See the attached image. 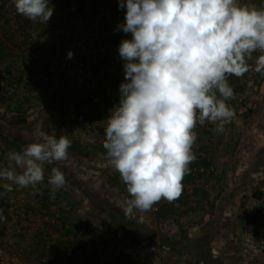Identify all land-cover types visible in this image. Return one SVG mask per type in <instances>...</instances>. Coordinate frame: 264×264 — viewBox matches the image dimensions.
<instances>
[{
  "label": "clouds",
  "instance_id": "clouds-1",
  "mask_svg": "<svg viewBox=\"0 0 264 264\" xmlns=\"http://www.w3.org/2000/svg\"><path fill=\"white\" fill-rule=\"evenodd\" d=\"M18 15L47 23L49 0H12ZM126 9L118 29L130 34L118 46L124 82L119 103L105 119L103 149L126 185L123 208L147 212L162 199L171 203L197 159V125L221 133L235 117L229 78L254 71L264 76V6L244 0H118ZM72 58L73 53H67ZM72 141L44 134L21 150H10L0 167V196L13 186L33 192L47 178L53 194L66 184L58 165ZM19 169V171L17 170ZM0 219H4L0 210Z\"/></svg>",
  "mask_w": 264,
  "mask_h": 264
},
{
  "label": "rangeland",
  "instance_id": "rangeland-1",
  "mask_svg": "<svg viewBox=\"0 0 264 264\" xmlns=\"http://www.w3.org/2000/svg\"><path fill=\"white\" fill-rule=\"evenodd\" d=\"M1 11L7 16V12L2 8ZM6 16L5 21L10 22V25L16 26L19 15L15 18H11L9 15ZM26 34L28 33L24 32V34H21L20 32V35H18L21 37L19 38V44L25 49L29 48L31 54L28 56L20 53L13 55L14 59L8 65L10 71L4 76L6 79H2L3 75L2 77L0 75V81L3 80L6 87L14 89L11 96H7L3 88L0 89V143L10 150H16L15 148H19V146L23 148L31 142L40 140L44 134H48L54 135L57 138L61 135H67L71 139L72 144L68 150V160L58 165L66 176L67 182L65 186L62 189L56 190L53 194L51 186L47 183V178L51 167L57 165H45L44 182L37 186L36 192H33L31 188L27 190L30 195L23 196L25 201L36 203L34 199L36 198V193H38L39 197L36 199L42 201L39 202L40 205H46V217H48L47 220H50L51 224L54 222V224L60 223V216H55V210L59 209L60 214L64 215L63 221L61 220L62 225H65L64 222L70 221L75 223L81 220L82 223L86 221L91 227L98 226L100 230L102 227L107 228L109 226L112 229L110 236L108 235L109 238H111V233L114 236L117 235V229L120 228L123 232H119L121 235H125L127 239H134V245H132L133 251H138V253L145 256L153 254L152 252L154 251H150V242L153 238L157 237V234L162 233L166 237L167 235L172 237L176 233L173 229L175 227L188 225L191 230L182 227L183 235L187 236L189 232L191 235L193 234L191 238H197L202 231H198L195 228H202L200 224L209 225L221 222L224 228L219 230V233L225 237L230 233L229 226L237 224L239 227L238 232H236L237 228L233 230L235 232L231 231L232 236L237 239L238 244V259L236 258L238 261L235 264H264V199L261 200L260 198L256 200L252 197L253 192L260 190L262 187L260 181H257L260 180V176L259 174L254 175L255 179L252 181V177H248L249 179L245 177L244 179L248 180L245 183L249 186H242L238 191L237 199L234 200L228 195L234 182L239 184L238 179L234 180V177L240 178V174H235L238 171L237 165L235 170L233 168V174L235 175L231 173L230 177H220L222 181L217 187H214V183L211 181L213 180L214 173L218 175V172L211 166L208 167L209 169L207 168V172L205 171L206 168H202L206 173L207 184H202L201 181L197 180L186 181L192 174L195 177V173L199 171L196 168V164H193L190 166L191 170L189 174L182 181L183 191L178 200L169 203L162 199L150 211L140 212L134 210L132 216L126 217L123 208L126 206V200L130 198L126 191V185L121 180L119 173L109 163L106 151L102 146L105 139V118L111 115L110 111L115 106L114 103H111L113 102L111 101V96L119 87L116 86L115 82L102 86L101 81L103 80L94 79V82L92 81V78L95 77L110 79V77L113 78L117 74H99L101 69L105 70L110 67V64L105 65L101 61L98 63V67L101 69L90 72V76L88 74L91 82L82 84L84 87H70L69 84L55 87V83L57 82L68 83L66 81L72 76L83 79L84 72L88 71L85 69L87 63L85 64L83 62L85 59L82 58L84 52L81 53L79 52L81 50L78 49L77 51L81 54L73 55V59L68 58L67 53L69 51L73 53L70 44H72L74 37L66 34V45H63L65 46V55L63 54L61 63L57 66L56 64H59L57 62L59 57L54 55L49 58L50 60L48 59V63L46 56L42 57L38 53L33 52V50L40 49L39 47L30 49L36 43L33 39L30 40L29 34ZM16 37L17 35H11L7 32H5V35H2V39L6 41V44L9 41L17 40ZM83 42L77 39L75 46L82 47L84 45ZM91 51L93 52V49ZM93 56L96 59L94 53ZM94 64L96 65L97 63L95 62ZM117 65L120 66L118 63ZM42 67L46 69L43 73L41 72ZM58 68H60L61 72L52 71L58 70ZM97 71L98 73H96ZM26 72H29V74L27 75ZM254 80H260V77L255 76ZM254 84L255 86H257L256 84L259 85L256 82ZM254 84L252 85L254 86ZM76 88L78 89V95H83L89 106L82 103L76 105L75 101H71L70 98L72 97L73 90ZM247 89L253 90V87H240L237 92L244 94V91H248ZM104 103H108V105ZM245 106L243 99H241L233 108L235 112L239 109L237 111L239 112L243 111ZM91 108L93 111L98 110L97 114L101 115V117L94 120L91 119L87 110H91ZM75 110L80 112L77 113ZM246 124L248 126L247 120ZM204 126L207 125L205 124ZM100 130L104 134L99 133V135H94V132H99ZM246 139L245 137L244 142H246ZM252 140L255 139H250L249 142ZM11 143L16 144L17 147H14ZM256 146L259 148L260 143H257ZM197 156V162H199V157L202 155ZM194 163L196 162L194 161ZM227 171L229 170L227 169ZM197 192V199L192 198L193 194ZM205 195H210L211 198L209 200L203 198ZM203 199L206 200V203L199 201ZM109 207L112 212H110ZM242 208L243 210H241ZM203 210L208 213V216L205 218L207 219L206 223L201 216V211ZM48 212H51L53 217H50ZM113 216L117 217L114 221L111 220ZM115 227L116 231L113 230ZM124 228H129V230L127 229L124 232ZM135 229H140V232H137ZM3 231L2 234L4 236L10 233L4 229ZM182 232H180L181 235ZM99 234H102V232ZM3 235H0V238ZM223 236H217V238L220 240ZM247 238H252V243L247 241ZM247 246L252 247L249 248ZM162 250L165 251V249H160V251ZM181 250H183L184 254L191 253L194 257L200 254L196 248L194 252H192L191 248L188 249L187 247H183ZM217 254L220 253L217 251ZM244 254H250V259L244 258ZM183 260L185 259L180 261V259L176 258V262H179L178 264H187L186 262L183 263ZM213 260L211 258V261L204 264H223ZM188 263L200 264L189 261Z\"/></svg>",
  "mask_w": 264,
  "mask_h": 264
},
{
  "label": "crops",
  "instance_id": "crops-1",
  "mask_svg": "<svg viewBox=\"0 0 264 264\" xmlns=\"http://www.w3.org/2000/svg\"><path fill=\"white\" fill-rule=\"evenodd\" d=\"M244 2L255 3L258 7L264 6L263 2L258 3L251 0H244ZM49 5L53 7L54 11L46 24L41 22L34 23L19 15L16 26L10 25V22L5 21L6 14L1 11L0 6V75L1 77L3 75L2 79L5 80L4 76L10 71L8 65L14 59L13 55L20 53L28 56L31 54L29 48L25 49L19 44V38L21 37L18 35H20V32L21 34L25 32L29 34L30 40L33 39L36 43L30 49L39 47L40 49L33 50V52L38 53L42 57L46 56L48 63L49 58L55 55L59 57L57 61L59 64L56 65H60L63 54L65 55V46L63 45H66V34L74 37L72 44H70V48L73 49V55H79L84 52L82 58L85 59L83 62L87 63L85 69L88 71L84 72L83 79L72 76L66 81L68 83L57 82L55 83L56 85L54 84L55 87L62 84H69L70 87H80L82 84L91 82L89 77L91 74L89 73L94 72V70L99 71L101 68L98 67V63L101 61L105 65L110 64V66H118V63L120 65L118 66L119 69L112 73L117 75L113 78L109 76L110 79L95 77L92 78L93 82L94 79L103 80L101 81L102 86H107L111 82L116 83L118 79L124 81V62L119 57L118 46L123 39H130L131 35L123 32L120 35H113L111 33L117 24L124 21L126 9L118 7V0H49ZM5 32L17 35V40L9 41L6 44V41L2 39V35H5ZM77 39H80L81 42L84 41L82 47L75 46ZM78 49L81 50L79 51L81 53L77 51ZM91 49H93V52ZM93 53L96 55V59H94ZM92 62H96L97 64L95 65ZM45 70L42 67L41 72L43 73ZM52 71L61 72L60 68ZM30 73L32 74V72ZM255 76L260 77V80L255 81ZM254 82L259 83V85L256 84L257 86H255ZM229 83L234 88L235 99L228 101V103L233 107L238 101L243 99L246 106L243 111L237 112L239 110L237 109L234 119L225 126V130L221 133H217L214 130L215 126L212 124L206 123L207 126L197 125L195 131L198 138L194 151L197 158V155L202 156L199 157V162L196 159V163L193 162L191 165L196 164V168L199 170L196 173L200 176L195 178L192 174L186 181L197 180L201 181L202 184H207L206 173L202 168H206L205 171L207 172V166H211L218 172V175L214 173L213 180L211 181L214 183V187H217L222 181L220 177H230V174H233L234 170L238 167V171L235 174H240V178L234 177V180L238 179L239 184L234 182L228 196L234 200L237 199L236 197L240 188L244 185L249 186L245 183L248 180L244 178L252 177V181L255 179L254 175L259 174L260 180L257 181H260L262 186L260 191L262 192L261 200H263L264 76L250 71L243 78L230 77ZM240 87H253V90L247 89L248 91H244V94H239L237 91ZM78 94V89H74L70 98L71 101H75L76 105L82 103L89 106L86 98ZM111 101L115 105L119 103V89L112 94ZM104 104L108 105V103ZM87 110L91 119L94 120L101 117V115L97 114L98 110L93 111L92 108L91 110ZM75 111L77 113L80 112L78 110ZM246 120L248 121V126ZM99 133L104 134L100 130L99 132H94V135H99ZM245 137L247 138L246 142H244ZM250 139L255 140L249 142ZM257 143H260L259 148L256 146ZM15 149L19 151L22 147L19 146V148ZM9 151L8 147H4L0 143V167L8 165L6 154ZM29 189H21L14 185L13 191L0 196V210H2L4 217V219H0V235H3V229L10 232L9 234H5V236L3 235L0 238L3 239L0 241H3L15 253L20 254L23 262L26 264H178L179 262H176V258L180 259V261L185 259L183 263L186 262L187 264H189L188 261L204 264L211 261V258L214 259L213 261L223 264H235L238 261L236 260V258L238 259L237 239L231 234V231L236 230V228V232H238L239 227L237 224L229 226L230 233L228 232L229 234L225 236L226 238L223 234L219 233V230L224 228L221 222L209 225L200 224L202 228H195L198 231H202V233H199V237L196 236L197 238H191L193 234L191 235L189 232L187 236L183 235L182 227L191 230L190 226L175 227L173 229L176 233L172 237L169 235L166 237L162 233L157 234L155 239L152 237L150 251L154 252L149 256H145L138 253V251H133L132 245H134V239H127L125 235H121L120 233L123 232L118 227L117 235L114 236L111 233V238H109L108 235L110 236V232L112 231L109 226L107 228L102 227L100 230L98 226L91 227L86 221L82 223L81 220L75 223L70 221L64 222L65 225H62L64 215L60 214L59 209L55 210V216L59 215L62 221L60 220L59 224H54L55 222L51 224L50 220H47L46 217V205H40L39 202L42 201L36 199L39 197L38 193H36V198L34 199L36 203H28V201L24 200L23 196L30 195L27 191ZM0 192H3L2 188H0ZM31 194L33 193L31 192ZM193 196L192 198L197 199L198 192L193 194ZM203 198L209 200L211 196L205 195ZM199 201L206 203L205 199ZM201 212V216L206 223L207 219L205 218L208 216V213L204 210ZM48 215L53 217L51 212H48ZM129 228H124V232L127 229L129 230ZM113 230L116 231V227ZM135 230L140 232V229ZM101 232L102 234H99ZM180 232H182V235ZM217 236H223V238L219 240ZM246 240L252 243V238H247ZM183 247L191 248L192 252L196 248L200 254L197 257H194L191 253L184 254L183 250H181ZM160 249H165V251H160ZM217 251L220 254H217ZM250 256V254L243 255L246 259H250Z\"/></svg>",
  "mask_w": 264,
  "mask_h": 264
},
{
  "label": "built area",
  "instance_id": "built-area-1",
  "mask_svg": "<svg viewBox=\"0 0 264 264\" xmlns=\"http://www.w3.org/2000/svg\"><path fill=\"white\" fill-rule=\"evenodd\" d=\"M251 1L264 3V0H251ZM0 6L5 12H7V15H9L11 18L17 17V12L15 10V7L11 3V0H1ZM117 26L118 24L111 31L113 35H120L122 33V31H120ZM117 69H119L118 66L112 65L109 68H106L105 70L101 69V71H99V74L107 75L108 73L116 72ZM122 82H123L122 79H118L116 81V86L119 87V85ZM2 88L7 96H11L12 93L14 92L13 88L5 86V82L3 80L0 81V89ZM0 264H26V263L23 262L20 254L15 253L12 249L8 247V245L6 246V244L3 243V241H0Z\"/></svg>",
  "mask_w": 264,
  "mask_h": 264
},
{
  "label": "trees",
  "instance_id": "trees-1",
  "mask_svg": "<svg viewBox=\"0 0 264 264\" xmlns=\"http://www.w3.org/2000/svg\"><path fill=\"white\" fill-rule=\"evenodd\" d=\"M14 147H17V145L16 144H14V143H11ZM207 168H208V166H207ZM196 174V176H195V178L196 177H198V176H200L199 174H197V173H195ZM261 194H262V192L260 191V190H256V191H254L253 192V194H252V197L254 198V199H256V200H259L260 198H261ZM45 197V196H44ZM93 200V199H92ZM93 202H95L94 200H93ZM98 204V203H97ZM104 207V206H103ZM110 208V207H109ZM110 212H112L111 211V208H110ZM112 219L111 220H115V219H117V217L116 216H113V217H111ZM121 225H122V223H121Z\"/></svg>",
  "mask_w": 264,
  "mask_h": 264
}]
</instances>
